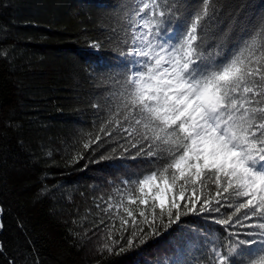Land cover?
Returning a JSON list of instances; mask_svg holds the SVG:
<instances>
[{"label": "trees", "instance_id": "obj_1", "mask_svg": "<svg viewBox=\"0 0 264 264\" xmlns=\"http://www.w3.org/2000/svg\"><path fill=\"white\" fill-rule=\"evenodd\" d=\"M231 4L245 20L264 12V0ZM135 7L136 0H0V264H158L181 243V229L195 235L183 258L208 264L200 240L226 234L214 214L189 215L179 227L159 226L139 248H128L127 235L106 248L116 209H104L152 168L131 159L135 140L108 124Z\"/></svg>", "mask_w": 264, "mask_h": 264}, {"label": "snow or ice", "instance_id": "obj_2", "mask_svg": "<svg viewBox=\"0 0 264 264\" xmlns=\"http://www.w3.org/2000/svg\"><path fill=\"white\" fill-rule=\"evenodd\" d=\"M232 7L231 0H136L108 124L135 140L131 159L152 168L126 181L104 209H116L108 251L125 235L129 249L139 248L159 226L214 214L226 234L200 240L208 264H264V12L245 20ZM194 239L181 229V243L158 264H188Z\"/></svg>", "mask_w": 264, "mask_h": 264}]
</instances>
